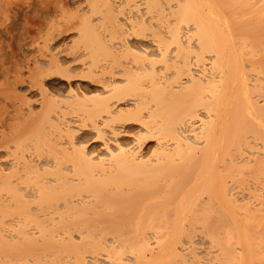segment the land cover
<instances>
[{"label":"bare ground","instance_id":"obj_1","mask_svg":"<svg viewBox=\"0 0 264 264\" xmlns=\"http://www.w3.org/2000/svg\"><path fill=\"white\" fill-rule=\"evenodd\" d=\"M152 1L161 3V0L144 1L147 6L137 7L129 15L135 13L134 17L142 21L160 19L161 9H153ZM261 1L251 2L254 11H264L257 6ZM105 2L121 14L115 15L118 22L127 19L114 0ZM160 35L146 41L129 38L107 41L104 45L111 57L96 66L90 65V60L81 61L83 56L75 53L68 64L57 53L45 54L38 62V66L43 62L45 67L42 65L41 74L29 86L41 92L37 101L42 110L36 113L34 102L26 96L23 99L22 94L20 104L10 101L11 119L1 117L0 151L7 154L0 156V168L8 171L0 169V210L16 220L15 228L26 234L48 231L126 234L133 226L128 212L151 198L149 193L133 192L136 181L161 168H168L179 180L184 175L191 176L195 170L201 171L195 177V185L199 175L213 168L220 199L227 203L225 209L235 210L239 206L241 199L233 191L235 184L224 171H229L227 175L233 178L230 168L240 163L264 170V155L253 160L240 152L227 160L220 158L223 152L233 150L234 145L241 150V130L259 125L257 129L264 136V55L246 60L242 55H228L224 48H214L215 54L200 51L192 57L189 41L178 40L175 46L167 35ZM187 36L190 38V34ZM84 47L82 52L88 48ZM254 69H259L262 77ZM184 73L187 79L182 81ZM51 78L60 79L66 86L51 88L48 84ZM84 80L98 87H88L81 82ZM93 90L98 93L93 98L97 99L98 110L91 122L81 124L87 113L70 114L65 103L86 102ZM258 90H263L259 96ZM29 118L33 119L31 128H21L19 119ZM234 127L237 129L231 131ZM194 129L195 134H186ZM152 137L159 139L152 151L154 157L145 159L142 146ZM12 138L19 143L16 152L12 150ZM98 139L101 144L95 145ZM197 198V203L193 202L187 210L188 228L197 232L219 229L216 234L219 231L224 234H217V238L232 236L235 227L231 219H223L222 223L221 219L210 221L214 223L212 228L209 222L202 224L210 219L206 214L211 208L205 198L203 201L199 195ZM261 198L256 203L247 201L252 203V206L248 203V208L256 210L260 205L258 209L262 210L264 196ZM195 235L199 238H191L193 244L186 240L173 248L160 241L153 243L145 233L140 240L146 245L140 251H131L122 237H109L103 245L102 263L244 264L242 260L237 263L243 252L227 238L220 241L224 247L229 242L230 247L226 245L229 248L218 251L197 245L201 234ZM83 259L77 264H87ZM256 264H264V256Z\"/></svg>","mask_w":264,"mask_h":264},{"label":"rangeland","instance_id":"obj_2","mask_svg":"<svg viewBox=\"0 0 264 264\" xmlns=\"http://www.w3.org/2000/svg\"><path fill=\"white\" fill-rule=\"evenodd\" d=\"M144 1L149 2L114 0L122 15L127 16L126 20L118 22L116 17L119 12L114 11L105 0H0V118L8 120L6 117L12 116L13 111V105L12 108L9 106L12 104L10 101H17L20 104L22 97L24 99L25 96L34 102L32 103L36 113L42 110L37 101L41 97V92L29 85L41 74L44 63L40 62L41 65L38 66V62L45 54L53 56L57 53L56 56L67 64L76 55H80V58L83 56L81 61L90 60V65L94 66L104 64L110 59L111 56L109 57L110 54L104 45L107 41L125 38L146 41L155 34L156 38H160L162 33L167 35L169 41H174L175 46L178 40L189 41L192 57L200 51H205L206 55L215 54L214 48H224L228 55H242L246 60L264 55V11H254L255 7L251 2L256 0H161L160 4L152 1L151 3L155 5L151 7L161 9L162 14L160 19H154L155 22L135 18V13L129 15L131 10L147 6ZM260 3L257 6L264 8V0ZM167 6H172V9L168 10ZM187 34H190V38ZM84 46L88 48L82 52ZM254 72L262 77L259 69H254ZM182 76L181 80L185 81L186 73ZM81 82L88 87H98L90 80ZM48 84L56 90L63 85L58 78L48 79ZM96 92L91 91L89 94L91 99L81 104L65 103L70 114L76 111L87 113L81 124L91 122L98 110L97 99H93L98 94ZM260 92L263 90H258L257 96ZM22 94L20 98L19 95ZM87 107L90 108L86 110ZM31 120L33 119L29 118L28 121L19 119L20 127L30 129ZM2 121L1 118L0 128ZM258 126L241 130L243 138L240 141L241 150H237L239 145H234V149L223 152L220 159L227 160L240 152H244L253 160L263 156L264 136L259 130L261 126L257 129ZM236 129L237 127H234L231 131ZM195 132L194 129L186 134ZM0 135L2 139L1 131ZM158 141V138L152 137L143 144L141 152L146 155L145 159L153 156L152 151ZM11 143L12 150L16 152L18 141L12 138ZM96 144L100 145L101 140L98 139ZM6 154L5 150L0 151L2 158ZM247 164L240 163L235 168H230L234 172L233 178L228 176L229 171H224L235 184L233 191L236 197L241 199L235 210L225 209L227 203L220 199L216 184L217 176L213 173V168H208L209 171L201 177L199 175L196 185L195 177L201 173L198 170L192 172L191 176L184 175V179L179 180L177 174L167 170L168 168H161L150 176L137 180L133 192L149 193L151 198L128 212V220L133 226L130 231L120 236L116 233L113 235L114 233L111 234L110 231L86 233L48 231L26 234L14 227L16 220L11 215L0 210V264H77L82 258L87 264H103V245L109 241V237L110 239L114 236L122 237L131 246V251H140L146 245L140 240L141 235L145 233L150 236L153 243L157 241L159 244L160 241L164 246L173 248L181 246L186 240L191 244V238L192 240L199 238V235L193 237V234H201V241L197 245L208 249L218 251L227 249L230 242L238 251L243 252L237 263L242 260L241 263L244 264H256L257 259L264 256V205L262 210L258 209L260 205L258 208L256 206V210L252 207V210L248 208V203L249 206H252V203L247 201L256 203L264 196V170ZM0 169L3 172L8 171V168ZM197 194L200 200L205 198L206 205L211 208L208 210L209 214H206L211 220H204L202 224L220 219L221 223L223 219L224 221L231 219L229 221L233 222L235 227L233 235L224 236L229 241L228 244L225 242L229 247L222 244L223 235L217 238V234H224L220 231L216 234L219 229L214 230L215 232H197L188 228L190 222L187 210L193 202L197 203ZM213 222L211 228L215 223Z\"/></svg>","mask_w":264,"mask_h":264}]
</instances>
